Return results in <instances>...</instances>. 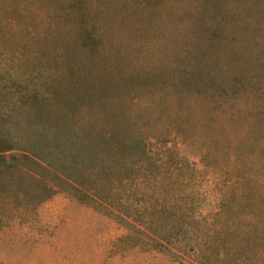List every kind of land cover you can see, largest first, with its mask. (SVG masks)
Returning <instances> with one entry per match:
<instances>
[{"label": "rangeland", "instance_id": "rangeland-1", "mask_svg": "<svg viewBox=\"0 0 264 264\" xmlns=\"http://www.w3.org/2000/svg\"><path fill=\"white\" fill-rule=\"evenodd\" d=\"M1 1L5 9L12 1L19 16L0 21V66L17 77L12 82L0 73V90L14 88L21 104L5 129L38 133L47 142L59 134L110 133L113 126L173 133L176 123L177 132L192 133L218 154L238 155L236 164L264 180V129L256 123L264 118V0H223L225 35L210 61L219 85L206 93L211 99L184 92L180 105L178 53L193 42L188 24L197 20L198 0H80L72 7L68 0ZM83 9L104 36L102 50L66 45ZM9 101L0 100V107ZM193 104L201 111L195 125ZM210 119L228 122L229 130L209 127ZM124 232L112 218L56 192L0 228V264H177L153 250L114 251L112 242Z\"/></svg>", "mask_w": 264, "mask_h": 264}, {"label": "trees", "instance_id": "trees-1", "mask_svg": "<svg viewBox=\"0 0 264 264\" xmlns=\"http://www.w3.org/2000/svg\"><path fill=\"white\" fill-rule=\"evenodd\" d=\"M222 2L198 0L197 20L188 24L193 42L178 53L179 105L184 92L198 91L197 95L211 99L212 94L206 93L219 85L210 61L224 34ZM9 4L5 9L0 0V21H19L13 16L12 1ZM74 4L80 5V0H68L69 7ZM87 12L83 9L74 18V37L66 45L102 50L104 36L93 22L85 21ZM20 29L31 34L28 26ZM0 73L8 81L17 80L1 66ZM117 88L118 92L122 87ZM9 99L6 108L0 107V228L63 192L124 227L125 232L112 242L116 252L153 250L177 264H264V180L236 164L238 155L201 147L197 138L189 136L192 133L177 132L176 123L173 133L113 126L110 133L59 134L48 136L46 142L38 133L5 129L21 104L16 90L4 86L0 100ZM211 102L214 108L219 106L215 98ZM188 109L197 113L192 121L197 124L200 107L193 104ZM176 119L183 121L182 116ZM256 123L264 129V118ZM225 125L213 119L208 124L229 130Z\"/></svg>", "mask_w": 264, "mask_h": 264}]
</instances>
